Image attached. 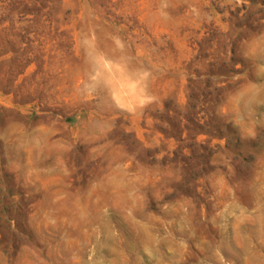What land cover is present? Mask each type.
Returning a JSON list of instances; mask_svg holds the SVG:
<instances>
[{
	"label": "rangeland",
	"instance_id": "obj_1",
	"mask_svg": "<svg viewBox=\"0 0 264 264\" xmlns=\"http://www.w3.org/2000/svg\"><path fill=\"white\" fill-rule=\"evenodd\" d=\"M0 264H264V0H0Z\"/></svg>",
	"mask_w": 264,
	"mask_h": 264
}]
</instances>
